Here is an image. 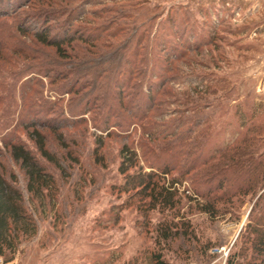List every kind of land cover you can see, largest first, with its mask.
I'll return each instance as SVG.
<instances>
[{
  "label": "rangeland",
  "instance_id": "374dc122",
  "mask_svg": "<svg viewBox=\"0 0 264 264\" xmlns=\"http://www.w3.org/2000/svg\"><path fill=\"white\" fill-rule=\"evenodd\" d=\"M47 27L63 57L36 40ZM244 135L264 163V0H0V169L37 227L13 264H225L256 197L212 217L198 194L232 163L203 161ZM9 142L52 177L43 201ZM122 146L176 181L173 211L121 191Z\"/></svg>",
  "mask_w": 264,
  "mask_h": 264
},
{
  "label": "trees",
  "instance_id": "16d2710c",
  "mask_svg": "<svg viewBox=\"0 0 264 264\" xmlns=\"http://www.w3.org/2000/svg\"><path fill=\"white\" fill-rule=\"evenodd\" d=\"M50 29H42L36 33V40L42 46L54 48L58 56L63 57L61 45L66 44L70 39L66 35H57L53 38L50 35ZM27 34V33H26ZM148 90V97H150ZM24 125V123H22ZM26 125V124H25ZM24 125L30 134L29 138L34 142L41 157L50 159V154L45 149L44 137L36 130L33 123ZM47 126H51L48 124ZM35 129V130H34ZM51 129V127L49 128ZM254 131V130H253ZM246 135L239 140V146L226 147L221 150L217 157L204 160V164L211 161H223V156L231 158L230 166L225 165L216 171L209 182H204V187L199 190L203 200L201 210L215 217L217 205L220 203H229V199L236 196H249L255 198L245 225L240 231L234 251L227 255L225 264H264V163L256 161L255 156L251 158V150L245 148L250 146L252 149L254 143ZM6 147L10 153L11 159L19 165L26 178V190L30 197L43 201L44 192L53 187V179L43 171L42 166L35 159L33 154L17 142H9ZM235 147V146H234ZM258 147V146H256ZM264 154V153H263ZM120 163L118 173L122 176L121 191L124 193L132 192L134 195H142V199H147L146 206L148 210L167 209L173 211L176 208V193L173 186L176 181H168V187L165 186L164 175H168L166 169L161 170L163 176H158L157 172H145L144 167H140L137 154L128 148L122 146L119 152ZM251 158V159H248ZM131 171V172H130ZM11 178L14 176L11 175ZM216 183L214 188L210 184ZM143 199V200H144ZM37 227L30 215L27 214L24 207V199L21 192L11 183L6 181L0 169V259L1 264H13L12 261L18 251L22 239H30L36 235ZM167 232L163 234L168 238ZM239 244L238 248L236 245ZM236 248V249H235ZM149 264H170L166 262L160 253H152L149 258Z\"/></svg>",
  "mask_w": 264,
  "mask_h": 264
}]
</instances>
